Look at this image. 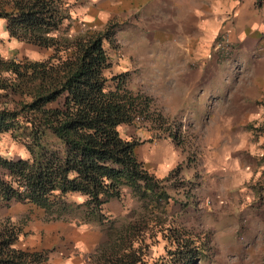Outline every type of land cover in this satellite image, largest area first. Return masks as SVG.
Segmentation results:
<instances>
[{
    "label": "trees",
    "instance_id": "trees-1",
    "mask_svg": "<svg viewBox=\"0 0 264 264\" xmlns=\"http://www.w3.org/2000/svg\"><path fill=\"white\" fill-rule=\"evenodd\" d=\"M69 8L68 0H0L6 33L49 49L40 58L0 53V134L8 132L27 152H0V205L19 201L42 209L46 219L78 213L81 221L100 222L103 203L127 188L144 207H156L167 196L161 182L177 166L155 176L135 155L139 141L120 129L157 122L151 97L127 87L122 76L104 74L111 64L104 43L117 46L118 23L72 31ZM157 222L144 214L111 221L86 264H145L144 231ZM20 232L9 217L0 218V264H47V249L18 245ZM174 241L168 253L184 263L203 254L200 235Z\"/></svg>",
    "mask_w": 264,
    "mask_h": 264
},
{
    "label": "rangeland",
    "instance_id": "rangeland-1",
    "mask_svg": "<svg viewBox=\"0 0 264 264\" xmlns=\"http://www.w3.org/2000/svg\"><path fill=\"white\" fill-rule=\"evenodd\" d=\"M68 1L73 18L72 31L79 27L101 28L103 26L101 23L82 20L73 11L76 2ZM176 5L186 6V0H181ZM154 6L152 5V11H148L150 15L146 13L147 17L165 13L162 12L165 9L161 11ZM163 6L169 5L165 3ZM178 12L179 10H176L175 14ZM165 15L166 13L163 16ZM222 17V20L231 22L232 9L228 7ZM117 23L114 27L117 46L113 47L104 43L105 50L111 59V64L104 70V74L107 77L122 76L127 87L149 95L152 116L157 117L155 124L141 121L137 127L140 129L145 127V130L138 129L139 135H134V138L139 139L141 135H149L154 138L152 144L159 143L162 146L164 141L161 138L170 137L169 132H174L176 143L181 147V154L177 155L178 161L173 166V168L177 166L176 170L168 179L161 182L167 193L166 200H161L156 207L151 205L144 207L127 188H124L120 198H110L103 203L100 222L81 221L78 213L64 215L60 219H46L42 209L19 201L0 205V218L7 216L20 225L19 235L25 243L35 239L33 235L38 233L41 236L48 233L46 238L49 239L50 226L56 223H69L67 225L73 228H82L85 225L87 236L91 239L98 235V242H100L105 238L103 230L111 221L118 224L124 220L133 219L138 214H144L149 217L155 216L158 220L157 225L144 231V241L147 244L145 264H264V224L257 228L259 226L251 220L250 207L257 202V199L252 201L251 198V193L255 191L250 183V177L244 181V187L240 189L244 194L243 197L239 196L240 201L237 200L236 189L232 192L235 207L238 203L242 204L245 199L243 204L248 203L250 207H240L238 214L235 212L239 208L234 207L235 212L227 215L231 212L232 205L223 207L222 202L225 197L221 194V182L225 180V177H229L222 169L220 161L215 160V166L214 160H211L221 153L220 146L223 140L220 139L229 136L234 140V136L238 134L242 141H251L253 131L264 127V116L261 114L254 116L250 102L235 101L229 103L227 107L222 105V108L217 103V99L224 96V89L235 90L237 93L235 97L239 98V94L242 95L245 87L252 84V68L248 64L252 55L247 57L245 54L242 57L241 54H234L233 44L235 43L227 35L229 28L226 32L219 28L212 31V57L210 58L209 54L206 55L207 62L204 60L205 64L202 65L201 70L198 69L200 76L195 75L197 77L193 80L200 82L206 80V87L203 84L193 86L191 82H189L190 85L182 82L178 76L180 70L173 67L175 60L171 65H161L162 68L157 66L163 49L154 34V29L148 30L146 36L142 34L145 27L136 25L124 31L123 20ZM227 25L230 26L228 23ZM220 34L226 36L221 43L219 42ZM46 52H49L48 48L14 40L6 33L4 24H0V53L3 56L40 58ZM192 73H194L193 70L185 74ZM237 81L238 85H236ZM223 82L227 84L223 85ZM198 94H201L199 97L201 100L198 99ZM228 106L233 116L225 114L229 109ZM137 127L136 125L125 126L121 128V132L134 133ZM209 138L220 141L216 143L215 148L207 151ZM225 149L223 147L222 151ZM0 152L7 156H25L27 153L24 146L12 138L8 132L0 134ZM231 175L235 176L234 173ZM209 182H213V188L210 187L213 191L209 188ZM256 194L261 196L260 189ZM68 197L74 201L81 200L80 195L72 194ZM187 235L203 237L205 248L203 254L195 255L184 263L177 255L175 257V254H169L168 251L176 248L175 238L187 237ZM47 250L50 255L51 250ZM76 252L81 253L84 259L86 257V262L90 260L92 251ZM174 260L177 262H173Z\"/></svg>",
    "mask_w": 264,
    "mask_h": 264
},
{
    "label": "crops",
    "instance_id": "crops-1",
    "mask_svg": "<svg viewBox=\"0 0 264 264\" xmlns=\"http://www.w3.org/2000/svg\"><path fill=\"white\" fill-rule=\"evenodd\" d=\"M70 1L77 3H75L73 11L84 21L103 24L110 19H114L116 22H121L122 19L124 24H127V26H123L124 31L137 25L138 27H145L142 30L143 35H146L148 30L153 31L154 29V34L163 49L157 66L162 68L161 65H171L172 61L175 60L173 67L180 70L178 76L182 82L184 81L187 84L191 82L190 84L193 86L203 84L206 87V80H203V82L193 80L200 76V70L202 65L205 64L206 55L209 54V57H212V31L219 28L226 32L229 28L227 35L236 44H233L234 54H241L242 57L245 54L247 57L252 55V59L248 62L252 68V84L245 87L242 95L238 93L239 98L235 97V94H237L235 90L224 89V96L218 98L217 103L222 108V105L227 107L229 103L235 101H238L237 103L247 101L252 106L251 112L254 116L260 114L264 116V0H186V6L176 5L181 0ZM165 3L169 6H163ZM152 5H155L154 7L161 11L165 9L162 12H165L166 15L163 16L165 13H160L147 17L146 13L149 14L148 11H152ZM228 7L233 11L231 22L222 20V14L228 10ZM176 10H179V12L175 14ZM169 13L173 15L171 16ZM227 23L230 24L229 27ZM0 24H4V20L1 18ZM191 70L194 73L191 75L185 74ZM224 83L227 84L223 82V85ZM238 84L237 81L236 85ZM200 96L201 94H198V99ZM225 114L233 116L230 108ZM138 129L144 131L145 127L143 129L137 127L134 133L125 131L126 134L121 133L134 137V135H139ZM161 139L164 141L162 146L159 143L152 144L154 142L153 137L141 135L137 139L139 142L134 148L135 155L157 177L165 176L178 161L177 155L181 154V147L171 137ZM220 140H223L220 146L221 153L211 160H214V165L215 160L220 161L223 166L222 169L229 177H225V180L221 182V194L225 197L222 202L223 207H227L229 204L232 205L231 212L227 215L234 213L235 208H239L235 212V214H238L241 208L250 207L248 203L247 205L243 204L246 199L243 200L242 204L238 203V206L235 207L232 194L236 189L238 193V195L236 194L237 200L240 201L239 196L243 197L244 195L240 189L244 187V181L250 177V183L253 185V191H255L251 193V198L252 201L257 199L255 204L251 203L250 216L252 222L259 226L257 228H260L264 224V127L253 131L251 141H242L243 139L238 134L234 136V140L229 136ZM218 141L209 138L207 151L215 148ZM223 147L226 148L224 151H222ZM232 173L235 176H232ZM213 186V182H209V188H213ZM211 188L210 190L213 191ZM258 189H260L261 196L256 194ZM222 211L225 212L223 209ZM67 224L56 223L50 226L49 239L46 238L48 233L42 236L38 233L33 235L35 239L25 243L19 235L18 245L28 248L50 249L48 264H86L85 259L87 258L84 259L82 254L76 251L93 252L99 236L95 235L90 239L87 236V226L73 228V226ZM76 247L79 249H75Z\"/></svg>",
    "mask_w": 264,
    "mask_h": 264
},
{
    "label": "built area",
    "instance_id": "built-area-1",
    "mask_svg": "<svg viewBox=\"0 0 264 264\" xmlns=\"http://www.w3.org/2000/svg\"><path fill=\"white\" fill-rule=\"evenodd\" d=\"M219 38H220L219 42L221 43L226 39V36H224L223 34H220Z\"/></svg>",
    "mask_w": 264,
    "mask_h": 264
}]
</instances>
